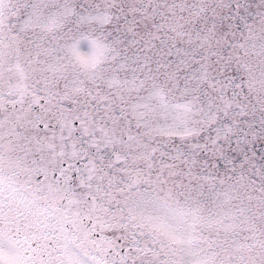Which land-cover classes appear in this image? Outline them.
I'll return each mask as SVG.
<instances>
[{"label":"snow or ice","instance_id":"1","mask_svg":"<svg viewBox=\"0 0 264 264\" xmlns=\"http://www.w3.org/2000/svg\"><path fill=\"white\" fill-rule=\"evenodd\" d=\"M0 264H264V0H0Z\"/></svg>","mask_w":264,"mask_h":264},{"label":"clouds","instance_id":"2","mask_svg":"<svg viewBox=\"0 0 264 264\" xmlns=\"http://www.w3.org/2000/svg\"><path fill=\"white\" fill-rule=\"evenodd\" d=\"M82 51V55L80 56V61L82 62L81 63V67H85L87 65V62L89 61V57L87 55V52L85 50H81Z\"/></svg>","mask_w":264,"mask_h":264},{"label":"rangeland","instance_id":"3","mask_svg":"<svg viewBox=\"0 0 264 264\" xmlns=\"http://www.w3.org/2000/svg\"><path fill=\"white\" fill-rule=\"evenodd\" d=\"M90 47H91V45H90L89 41H87V40L81 41L82 50L88 51V50H90Z\"/></svg>","mask_w":264,"mask_h":264}]
</instances>
